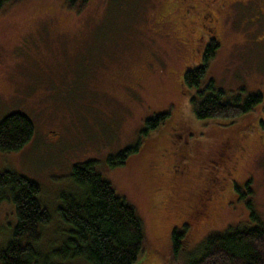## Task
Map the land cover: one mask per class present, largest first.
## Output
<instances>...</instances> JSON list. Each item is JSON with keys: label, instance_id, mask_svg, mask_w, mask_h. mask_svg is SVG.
Returning a JSON list of instances; mask_svg holds the SVG:
<instances>
[{"label": "rangeland", "instance_id": "rangeland-1", "mask_svg": "<svg viewBox=\"0 0 264 264\" xmlns=\"http://www.w3.org/2000/svg\"><path fill=\"white\" fill-rule=\"evenodd\" d=\"M234 1L221 0L214 11L220 45L203 81L212 78L230 96L245 98L264 92V13L254 15V4L263 11L264 4ZM212 2L184 0L169 14L176 0H81L80 10L67 0L0 6V121L21 111L36 126L22 149L0 150V169L39 182L55 219L60 196L74 189V165L97 160L144 223L146 247L137 264H186L208 234L254 225L251 210L264 223V103L238 117L203 120L182 83L185 70L202 63L203 15ZM162 112L170 113L164 124L144 133L146 119ZM188 129L198 138L190 152L174 146ZM225 138L231 146H223ZM127 147L137 149L111 166L109 158ZM208 180L218 189L216 201L198 230L185 228L180 205ZM16 224L14 204L0 202V247ZM175 227L187 232L179 259ZM59 228L54 221L43 227L45 255L55 254Z\"/></svg>", "mask_w": 264, "mask_h": 264}, {"label": "trees", "instance_id": "trees-1", "mask_svg": "<svg viewBox=\"0 0 264 264\" xmlns=\"http://www.w3.org/2000/svg\"><path fill=\"white\" fill-rule=\"evenodd\" d=\"M10 1L13 0H0V6ZM67 1L68 7L81 9V0ZM218 48L219 43L212 39L204 51L202 63L186 69L182 78V83L192 91L194 114L203 120L238 117L264 103L262 92L248 94L245 98L240 93L230 96L226 89L216 85L214 79L203 81ZM169 114L162 112L147 118L144 133L148 134L151 129L164 124ZM35 133V123L27 113L11 112L0 121V150H20L33 139ZM192 136L193 133L187 132L182 141L178 139L182 144L180 147L190 152L194 141H198V138L192 140ZM136 149L127 147L116 157L111 156V166L125 164L127 157ZM191 153L195 155L193 151ZM116 158L119 160L115 161ZM72 179L74 189L60 196L61 205L57 217L53 219L41 201L39 182L13 170L0 169V202H12L17 217L11 239L0 247V264H58L56 260H61L63 264H75L76 261L82 264L138 263L146 247V234L135 207L117 193L112 183L98 170L95 159L74 165ZM214 181L208 180L202 193H188L180 205L187 207L182 211L184 222L189 220L186 216L193 208L196 211L200 207L199 203L195 207V202L205 199L207 189H214ZM242 183L245 185L246 181ZM233 185L232 179V190ZM250 212L253 219L250 222L254 225L232 226L225 231L208 234L186 264H264V223L258 220L253 210ZM53 221L60 227V233L51 243L57 247L54 255H45L41 251H44L45 244L41 242L48 241L43 237V227ZM198 228L199 224L196 230ZM171 233L174 255L179 259L187 232L175 227ZM58 237L61 242H58ZM150 262L148 260V264Z\"/></svg>", "mask_w": 264, "mask_h": 264}, {"label": "flooded vegetation", "instance_id": "flooded-vegetation-1", "mask_svg": "<svg viewBox=\"0 0 264 264\" xmlns=\"http://www.w3.org/2000/svg\"><path fill=\"white\" fill-rule=\"evenodd\" d=\"M171 1V0H168V2ZM212 1V0H211ZM221 0H213L212 3H214L215 5H212L208 12L205 13L203 16V20L205 19V23L203 24V29L204 31H207V41L205 42V46H204V51L206 49V47L211 43V40L212 39H215L217 40V42L219 43L220 45V42H219V36H220V30L218 28V22H219V19L217 16H215V9H218L219 7L217 6H220V2ZM254 0H252L251 3H253ZM261 1V0H259ZM234 2H237L234 1ZM171 3V2H170ZM182 3H184V0H176V3H174L173 5L171 4H168V10L166 11L167 14H169L172 9V6H179V5H182ZM254 4V3H253ZM263 4H264V0H263ZM191 7L193 6V4H190ZM254 6L256 7V12H255V18H257V15L258 13H261L263 14L264 11L262 10V8L260 6H257V4H254ZM209 16V17H208ZM202 20V21H203ZM204 51H203V55H204ZM218 51V50H217ZM203 55H202V61H203ZM214 59V58H213ZM264 93V92H263ZM260 104L256 105V106H259ZM255 107V106H254ZM254 107L252 109H254ZM251 109V110H252ZM263 117H264V113L262 114V116L259 118V123H263L264 124V121H263ZM183 132L186 134L187 132L190 133V130L188 129L187 131L186 130H183ZM181 138V136L179 137V139ZM232 138V137H230ZM240 138H241V135H240ZM238 138V139H240ZM221 143L223 144V146H231V141L229 138H225V139H222L221 140ZM174 146H182L181 143H179L178 145H174ZM217 146H221L220 144H218ZM243 147V146H242ZM206 193L207 194H204V197L205 199H199L197 200L195 203H196V206L199 204L200 207L197 208L196 211H194V208L193 210L186 216L189 218L188 221L184 222V227L187 228V227H191V230L192 229H195L196 230V227L198 226L199 222L201 219H203L205 217L206 214H208V212H210V207H212V205L215 203L213 202L214 200L216 201V196H217V193H218V189H207L206 190ZM176 201V200H175ZM201 201V203H200ZM189 207V206H188ZM185 209H187V207H181V210L185 211ZM183 211V212H184ZM250 214V213H249ZM255 224V223H254Z\"/></svg>", "mask_w": 264, "mask_h": 264}]
</instances>
